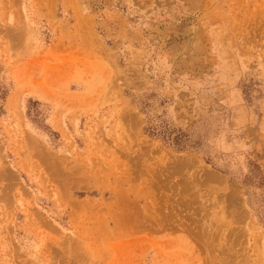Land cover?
Returning <instances> with one entry per match:
<instances>
[{
    "label": "rangeland",
    "instance_id": "374dc122",
    "mask_svg": "<svg viewBox=\"0 0 264 264\" xmlns=\"http://www.w3.org/2000/svg\"><path fill=\"white\" fill-rule=\"evenodd\" d=\"M0 264H264V0H0Z\"/></svg>",
    "mask_w": 264,
    "mask_h": 264
},
{
    "label": "bare ground",
    "instance_id": "6f19581e",
    "mask_svg": "<svg viewBox=\"0 0 264 264\" xmlns=\"http://www.w3.org/2000/svg\"><path fill=\"white\" fill-rule=\"evenodd\" d=\"M216 181V180H215Z\"/></svg>",
    "mask_w": 264,
    "mask_h": 264
}]
</instances>
